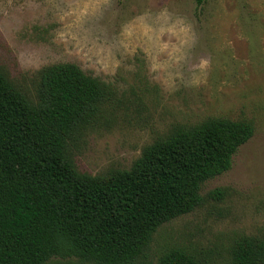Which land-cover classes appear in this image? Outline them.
<instances>
[{
  "label": "rangeland",
  "instance_id": "374dc122",
  "mask_svg": "<svg viewBox=\"0 0 264 264\" xmlns=\"http://www.w3.org/2000/svg\"><path fill=\"white\" fill-rule=\"evenodd\" d=\"M55 63L106 86L98 113L68 140L82 173L129 169L177 125L253 124L231 167L202 184L201 204L160 225L137 264L174 247L230 264L236 239L264 237V0H0L3 74L36 102L39 73ZM215 188L219 199L208 195Z\"/></svg>",
  "mask_w": 264,
  "mask_h": 264
},
{
  "label": "trees",
  "instance_id": "16d2710c",
  "mask_svg": "<svg viewBox=\"0 0 264 264\" xmlns=\"http://www.w3.org/2000/svg\"><path fill=\"white\" fill-rule=\"evenodd\" d=\"M39 75L32 102L0 70V264H44L53 256L137 264L157 228L199 206L202 184L228 170L253 135L246 120L177 125L129 169L89 175L76 170L68 140L98 113L106 86L73 63L50 64ZM230 258L264 264V237H239ZM158 264L206 263L174 247Z\"/></svg>",
  "mask_w": 264,
  "mask_h": 264
}]
</instances>
